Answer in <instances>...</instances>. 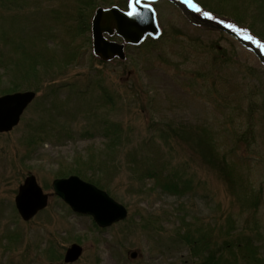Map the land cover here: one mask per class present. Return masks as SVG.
I'll return each instance as SVG.
<instances>
[{
  "label": "rangeland",
  "instance_id": "1",
  "mask_svg": "<svg viewBox=\"0 0 264 264\" xmlns=\"http://www.w3.org/2000/svg\"><path fill=\"white\" fill-rule=\"evenodd\" d=\"M8 1L9 8L0 6L7 30L0 53L21 55L14 46L26 42L18 28L26 21L31 27L45 24L53 39L47 43L55 49L37 77L0 78V96L36 94L17 126L0 133V264L61 261L76 242L83 252L67 264H195L198 259L181 243L182 232L199 234L207 226L216 233L223 225L232 235L239 229L248 234L243 225L249 215L264 225V64L252 51L223 31L193 24L168 0H153L158 35L132 45L117 34L106 35L124 42L125 57L104 60L93 52V13L98 7L125 10L128 0ZM258 1L193 3L199 13L233 24L264 45V18L257 19L263 13L250 7ZM29 10L34 17L25 16ZM16 12L20 23L13 27L10 17ZM77 25L85 27L77 33ZM114 127L118 138L109 149L108 130ZM201 140L210 141L238 170L241 180L235 179L244 192L248 185L258 191L255 211L243 206L238 187L205 159L207 144ZM89 153L104 161L102 171L78 168ZM75 168L74 174L93 185L97 179L96 186L125 206L126 218L100 228L89 215L69 209L51 182ZM30 173L48 202L24 221L13 199ZM178 174L191 191L164 192L163 182ZM133 250L137 256L130 259Z\"/></svg>",
  "mask_w": 264,
  "mask_h": 264
},
{
  "label": "water",
  "instance_id": "2",
  "mask_svg": "<svg viewBox=\"0 0 264 264\" xmlns=\"http://www.w3.org/2000/svg\"><path fill=\"white\" fill-rule=\"evenodd\" d=\"M141 0L138 4V15L129 17L126 11L116 6L109 8L98 7L91 19V35L93 52L97 57L111 60L114 57L123 59L124 44L109 40L106 35L117 34L127 44L139 43L147 35H158V26L155 21V13L151 6ZM174 2L182 15L186 16L193 24L201 27L212 28L232 36L244 48L252 51L260 62L264 64V47L258 46L253 39H246L238 35L231 28L225 27L219 19H208L203 14L194 11L182 0H169ZM31 90L16 91L0 96V133L12 130L30 102L35 97ZM53 193L65 203L74 213L90 215L96 226L107 228L113 223L126 218V207L115 201L107 192L92 183L82 180L76 174L67 177L54 178L51 182ZM17 194L14 196L15 209L21 220H31L38 212L42 211L48 202V194L44 192L33 174L24 177L18 186ZM60 262H46L45 264H67L74 263L82 254V246L79 243H71L66 247ZM137 251L129 253V258H135Z\"/></svg>",
  "mask_w": 264,
  "mask_h": 264
},
{
  "label": "trees",
  "instance_id": "3",
  "mask_svg": "<svg viewBox=\"0 0 264 264\" xmlns=\"http://www.w3.org/2000/svg\"><path fill=\"white\" fill-rule=\"evenodd\" d=\"M2 1L0 6L4 8H9L10 5L8 0H0ZM258 3V4H257ZM253 7L256 9L259 14L262 11L261 17H257L258 20L263 19L264 15V7L262 4L263 0H259ZM219 8V7H217ZM213 9V8H212ZM222 9V8H219ZM230 11L236 10V8H229ZM15 10H12L13 12ZM215 11V9H213ZM221 11V10H216ZM223 11V10H222ZM4 9L0 14V41L3 42L5 37L7 36V30L1 26L2 19H6ZM16 14L12 15L10 20L11 23H14L13 27L19 25V20L16 21ZM36 13L33 10H29V14L25 15L26 17H34ZM233 16V15H231ZM235 24L240 25L239 20L242 19V16L238 13L234 15ZM27 20V19H26ZM82 22L85 20L84 16H81ZM233 21V20H232ZM234 22V21H233ZM31 22L26 21L24 25H20L18 28L22 31V35L26 38V42H19L14 46V49H20L21 55L15 56L14 58L10 57L8 54L0 53V78L4 77V75L12 73L13 78H19L20 80L27 77H37L38 74H41L42 65L46 64V60L48 53L54 51L53 45H49L47 42H53L52 37L46 35L48 33L45 28V24H40L39 26L31 27L29 24ZM250 23V22H249ZM251 26V24H250ZM253 26V25H252ZM13 30V27H9ZM85 26L77 25L75 26V31L80 32ZM45 28V29H44ZM246 28H250L247 27ZM259 37V36H258ZM7 38V37H6ZM11 39V38H10ZM13 40V39H11ZM10 40V41H11ZM27 44V47L30 45L33 46V49H37L33 53H31L28 49H24L23 44ZM3 44V43H2ZM26 46V45H25ZM31 50V49H30ZM15 86L18 84L17 82H13ZM106 129V127H105ZM110 133H108L106 142L107 148H112L115 143V135L117 134V128H112ZM111 135V136H109ZM204 144H207V147H212L210 145V141L201 140ZM205 153V159L210 160L215 163L216 170L218 173L225 178L230 184L236 185L238 187L239 193L242 195L243 206L246 208H250L255 211L257 207L260 197L258 191L252 189L249 185L246 187V192L242 190L240 184L237 179L241 180V177L238 173V170L234 168L232 163L228 162L224 156L220 155L218 152L214 153L209 149L208 151H203ZM105 166L104 161L98 157L95 153L87 154V157L83 159V161L79 164V167H85L87 170H90L95 174V171H102V168ZM95 170V171H94ZM79 169L75 168L73 171L67 170L63 173L71 174L73 172L77 173ZM237 171V172H236ZM239 176V178H238ZM172 177V178H170ZM169 177V181H164L162 185V190L167 193H173L176 195H182V193L191 191V187H189L188 183L182 176L179 174L171 175ZM235 177L237 179H235ZM167 178V177H165ZM96 185H101L97 179L93 181ZM104 187V186H102ZM233 188V187H232ZM239 199V198H238ZM238 201V200H237ZM241 205V201H239ZM243 230L249 231L247 233H243L241 229L237 230V234L232 235L230 230H228L225 226H218V231L216 233H212L211 230L206 226L205 231H201L199 234H191L189 235L185 231L180 234L181 243H185L188 247V253L190 257L197 258L195 264H264V225L259 221V219H252V216L249 215L248 218L244 220ZM227 229V230H226ZM179 235V234H178ZM213 236H217L214 238ZM221 240L218 242L217 238ZM51 259H55L54 255L49 256Z\"/></svg>",
  "mask_w": 264,
  "mask_h": 264
},
{
  "label": "snow or ice",
  "instance_id": "4",
  "mask_svg": "<svg viewBox=\"0 0 264 264\" xmlns=\"http://www.w3.org/2000/svg\"><path fill=\"white\" fill-rule=\"evenodd\" d=\"M141 0H128V11L126 12V15L129 17H133L138 15V11H137V5L140 4ZM184 2L188 5V7H190L191 9H193L196 12H200V8L197 6V4L193 3V0H184ZM203 15L208 18V19H213L212 15L208 12H204ZM222 23V21H221ZM225 27L231 28L232 31L236 32L238 35H243L246 39H253L252 37L248 36L247 32L244 30H241L240 28L236 27L233 24H226ZM254 43H256L258 46H262L260 45L259 41H255L253 40ZM264 47V46H262Z\"/></svg>",
  "mask_w": 264,
  "mask_h": 264
},
{
  "label": "bare ground",
  "instance_id": "5",
  "mask_svg": "<svg viewBox=\"0 0 264 264\" xmlns=\"http://www.w3.org/2000/svg\"><path fill=\"white\" fill-rule=\"evenodd\" d=\"M169 1V0H168ZM172 5H174L175 6V8H177V10H179V8H178V6L174 3V2H171V1H169ZM180 12H181V10H179ZM181 14H182V12H181ZM184 17H186V16H184ZM187 19V18H186ZM188 20V19H187ZM156 21V20H155ZM157 23V22H156ZM254 54V53H253ZM212 149H211V152L212 151H215L214 153H216V152H218L219 153V149H215L214 148V146H212L211 147ZM203 149H205V150H203V151H208L210 148L209 147H203ZM220 154V153H219ZM221 155V154H220ZM74 174V173H73ZM73 174H67V175H63V177H67L68 175H73ZM83 215V214H82ZM86 215H88V214H86ZM90 216V215H89ZM91 217V216H90ZM93 219V218H92ZM94 221V220H93Z\"/></svg>",
  "mask_w": 264,
  "mask_h": 264
}]
</instances>
